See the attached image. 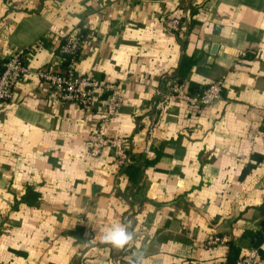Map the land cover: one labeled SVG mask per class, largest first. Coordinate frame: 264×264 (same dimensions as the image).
<instances>
[{"label": "crops", "instance_id": "obj_1", "mask_svg": "<svg viewBox=\"0 0 264 264\" xmlns=\"http://www.w3.org/2000/svg\"><path fill=\"white\" fill-rule=\"evenodd\" d=\"M171 18L188 19L185 37L167 31ZM78 32L76 73L119 87L106 133L132 139L137 175L109 148L89 156L99 115L39 78L60 69L57 42L44 44L0 108V264H235L251 249L264 259V0H0V72L14 50ZM163 76L191 93L223 78L221 98L170 104L148 132ZM121 226L132 240L117 248L104 236ZM209 235L231 242L204 247Z\"/></svg>", "mask_w": 264, "mask_h": 264}, {"label": "built area", "instance_id": "obj_2", "mask_svg": "<svg viewBox=\"0 0 264 264\" xmlns=\"http://www.w3.org/2000/svg\"><path fill=\"white\" fill-rule=\"evenodd\" d=\"M167 31L178 37H185L188 33V19L179 18L166 20ZM86 37L81 32L70 33L62 39H56L49 34L38 40L32 47L14 50L3 62L0 72V108L7 105L13 98V91L17 83L30 73V56L44 44L54 42L51 47L59 68L46 67L38 69L37 75L52 89V93L61 102L71 103L83 111L95 110L99 121L87 135L88 154L94 158L105 149L112 151L114 163L126 167L133 163L130 153L132 139L124 135L108 136L107 124L122 107L124 99L119 87L112 82L102 81L88 74L80 76L76 73V65L81 57V50ZM70 57L66 67L63 64ZM162 89L156 93L157 99L148 107L151 119L146 129L148 132L155 126L156 119L170 104H186L191 107H201L212 104L221 98L224 86L223 78L206 86L199 93H191L183 81L175 76H163ZM264 219V207H263ZM231 242L229 235H209L203 243L204 247L227 246ZM225 264V263H223ZM235 264H264V259L256 249L249 250L240 257Z\"/></svg>", "mask_w": 264, "mask_h": 264}, {"label": "clouds", "instance_id": "obj_3", "mask_svg": "<svg viewBox=\"0 0 264 264\" xmlns=\"http://www.w3.org/2000/svg\"><path fill=\"white\" fill-rule=\"evenodd\" d=\"M104 240L114 247L123 248L132 240V234L124 226L110 229L104 236Z\"/></svg>", "mask_w": 264, "mask_h": 264}, {"label": "trees", "instance_id": "obj_4", "mask_svg": "<svg viewBox=\"0 0 264 264\" xmlns=\"http://www.w3.org/2000/svg\"><path fill=\"white\" fill-rule=\"evenodd\" d=\"M148 1H158V0H148ZM83 35V34H82ZM67 60L63 66L66 67L67 64L69 63L70 57H65ZM192 65V61L190 59H184L182 62L181 70L186 71L190 66ZM186 68V69H184ZM178 80L183 81L182 78L175 76ZM132 158V157H131ZM133 163L123 167L122 169L125 170V172L130 175V177L133 179L137 175V170L135 168L134 164V159L132 158Z\"/></svg>", "mask_w": 264, "mask_h": 264}]
</instances>
